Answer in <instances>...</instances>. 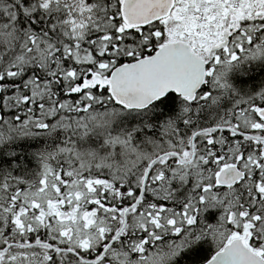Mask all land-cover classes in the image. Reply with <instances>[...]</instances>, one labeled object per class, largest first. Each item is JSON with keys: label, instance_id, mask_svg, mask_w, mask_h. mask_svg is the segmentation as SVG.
I'll return each mask as SVG.
<instances>
[{"label": "snow or ice", "instance_id": "snow-or-ice-1", "mask_svg": "<svg viewBox=\"0 0 264 264\" xmlns=\"http://www.w3.org/2000/svg\"><path fill=\"white\" fill-rule=\"evenodd\" d=\"M0 264H264V0H0Z\"/></svg>", "mask_w": 264, "mask_h": 264}]
</instances>
